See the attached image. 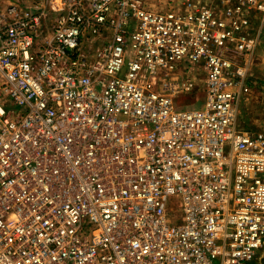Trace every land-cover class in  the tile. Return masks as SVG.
Returning a JSON list of instances; mask_svg holds the SVG:
<instances>
[{
  "label": "built area",
  "instance_id": "2783aa9c",
  "mask_svg": "<svg viewBox=\"0 0 264 264\" xmlns=\"http://www.w3.org/2000/svg\"><path fill=\"white\" fill-rule=\"evenodd\" d=\"M263 24L264 0H0V264L261 262L238 112Z\"/></svg>",
  "mask_w": 264,
  "mask_h": 264
},
{
  "label": "rangeland",
  "instance_id": "374dc122",
  "mask_svg": "<svg viewBox=\"0 0 264 264\" xmlns=\"http://www.w3.org/2000/svg\"><path fill=\"white\" fill-rule=\"evenodd\" d=\"M15 1V0H13ZM151 1V0H150ZM156 5L164 7L169 1L177 0H152ZM49 22V21H48ZM249 67L248 86L250 92L239 104L238 125L254 133H264V24L259 28L258 45L255 53L248 59ZM197 102L189 108H201L205 102V92L196 95ZM228 149H225L227 152ZM171 211L179 217L182 213L180 199L172 196L168 200ZM261 262L254 259L253 264H264V253Z\"/></svg>",
  "mask_w": 264,
  "mask_h": 264
}]
</instances>
